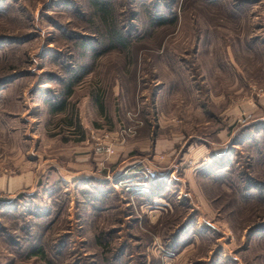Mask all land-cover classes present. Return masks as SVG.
<instances>
[{
    "label": "rangeland",
    "instance_id": "1",
    "mask_svg": "<svg viewBox=\"0 0 264 264\" xmlns=\"http://www.w3.org/2000/svg\"><path fill=\"white\" fill-rule=\"evenodd\" d=\"M100 1L122 45L92 0H0V176L31 172L0 192V264H264V0ZM73 76L77 142L46 104ZM201 133L221 151L195 159Z\"/></svg>",
    "mask_w": 264,
    "mask_h": 264
},
{
    "label": "trees",
    "instance_id": "2",
    "mask_svg": "<svg viewBox=\"0 0 264 264\" xmlns=\"http://www.w3.org/2000/svg\"><path fill=\"white\" fill-rule=\"evenodd\" d=\"M92 6L94 11L98 14L100 21L104 25V37L107 39L108 43L115 42L119 45H122L124 38L112 25L109 11L107 10L105 3L100 0H92ZM157 22L160 24L164 23L165 21L163 19H158ZM77 81V76L66 79L62 85L63 87L57 93L56 100L48 101L46 103L48 112L50 114H63L61 120L63 121L68 134L67 140L71 137V139L76 142L83 139V130L79 123L74 103L69 102V97L72 94L73 84ZM87 94L88 98L96 105L99 113L105 117L106 115L102 103V91L100 89H95L88 91Z\"/></svg>",
    "mask_w": 264,
    "mask_h": 264
},
{
    "label": "crops",
    "instance_id": "3",
    "mask_svg": "<svg viewBox=\"0 0 264 264\" xmlns=\"http://www.w3.org/2000/svg\"><path fill=\"white\" fill-rule=\"evenodd\" d=\"M222 98V95L220 96H217L216 99L217 100H220ZM264 99V97H263ZM215 100V101H217ZM262 100V99H261ZM204 103V102H203ZM237 107H233L231 110H236ZM222 128L220 129V133L222 132ZM152 132V131H151ZM153 133V132H152ZM173 134V133H172ZM219 134V133H217ZM154 135V134H153ZM201 135H204V133H201L200 136L199 135H195V134H192L190 135L191 137H194V138H197L200 140V142L203 143V148L202 150L201 149H195V152H194V158L195 159H199L206 154V155H209L210 157L212 156V154H216V153H219L221 151V147H219L221 145V143L219 142H214L213 140H209V139H206L205 137H201ZM221 138V136H220ZM157 138L154 137V140L155 141ZM151 142V138L147 135V133H143V134H140V135H136L135 137L125 141L123 144H120L116 147V154L113 155V157L111 158V160L115 159L118 157L119 160H122L124 161L125 159V163L124 164H128V163H131L133 161H136L138 159L134 157H131V159H127V152H129V150H131L132 148H136V147H140V146H148V144ZM217 146V147H216ZM197 148V147H196ZM90 155V153L88 152L87 153V147L85 146H82L81 147V151H80V157L83 159H87V157ZM126 155V156H125ZM124 156V157H123ZM122 157V158H121ZM127 162V163H126ZM84 165V163H83ZM85 165H89L88 162L85 163ZM121 167V165H120ZM122 168V167H121ZM121 168H118L116 170V172L118 173ZM126 168V167H124ZM136 169V168H135ZM131 170L129 169V173H131L133 171V173H137V169L135 170ZM123 168L120 170L122 171ZM126 170V169H125ZM31 172L30 171H25L19 175H16V176H0V192H12L14 190H18V189H22V188H25L27 186H29V183L31 181ZM168 174V171H155V174L154 176H152L150 178V180L154 181V180H157L158 178L161 179L163 178V176H166ZM119 175L120 177L122 176V178H125L127 180H130L132 179V177L134 175H130V174H127V175H120V174H117ZM157 177V178H156ZM121 178V179H122Z\"/></svg>",
    "mask_w": 264,
    "mask_h": 264
},
{
    "label": "built area",
    "instance_id": "4",
    "mask_svg": "<svg viewBox=\"0 0 264 264\" xmlns=\"http://www.w3.org/2000/svg\"><path fill=\"white\" fill-rule=\"evenodd\" d=\"M134 132L133 127L131 126H122L119 127L117 129V131L115 132L114 135V139H123V137L125 136H129L132 135ZM104 136H101V139H99L98 137L95 139L94 145H93V150L96 152H100V153H105V154H111L113 152V147H112V143L110 140L106 141ZM102 138H104V140L102 141ZM143 184L145 185L146 182L142 181Z\"/></svg>",
    "mask_w": 264,
    "mask_h": 264
}]
</instances>
